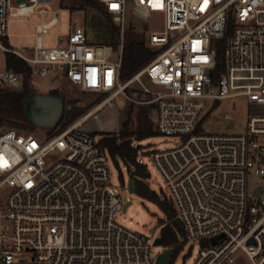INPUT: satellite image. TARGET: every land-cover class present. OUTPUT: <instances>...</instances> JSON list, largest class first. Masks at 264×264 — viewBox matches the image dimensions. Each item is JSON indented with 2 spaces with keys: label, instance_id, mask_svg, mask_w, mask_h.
Here are the masks:
<instances>
[{
  "label": "built area",
  "instance_id": "1",
  "mask_svg": "<svg viewBox=\"0 0 264 264\" xmlns=\"http://www.w3.org/2000/svg\"><path fill=\"white\" fill-rule=\"evenodd\" d=\"M46 1L0 0V90L20 91L34 77L62 76L107 97L51 134L17 128L0 133V264H157L155 241L169 221L146 235L116 219L128 182L113 183L108 152L83 126L121 94L153 105L157 131L177 142L155 150L153 159L184 226V246L200 245L193 264H238L244 258L264 264V0H99L120 27L118 49L88 43L85 27L77 24L64 45L46 46L43 38L59 23L58 12L36 25L33 46L6 43L9 16L46 17L49 10L39 5ZM130 5L141 20L161 13L164 28L148 35L155 50L151 61L123 79ZM218 41L225 70L215 82ZM6 53L24 60L28 73L7 67ZM145 75L155 88L142 81ZM135 82L150 98L131 95ZM237 95L261 108L250 115L245 133L198 129L209 100ZM252 174L261 180L249 190Z\"/></svg>",
  "mask_w": 264,
  "mask_h": 264
},
{
  "label": "rangeland",
  "instance_id": "2",
  "mask_svg": "<svg viewBox=\"0 0 264 264\" xmlns=\"http://www.w3.org/2000/svg\"><path fill=\"white\" fill-rule=\"evenodd\" d=\"M49 10L46 17L33 14L29 16H9L8 18V37L4 38L8 44L16 48L30 47L35 43V28L38 23L50 21L55 12H58L59 23L48 29L47 34L43 38V43L48 47L64 45L66 42V35L69 33L71 26L74 24L85 27L87 34V41L90 44L104 43L106 37L105 30L101 29L109 22H114L113 19L107 17L100 11L90 8L82 7L79 3L72 0H50L43 4ZM161 13H152L148 20H141L132 12V5L129 6L127 15V22L133 23L136 26V31L140 39L148 40V35L151 31L162 30L164 28ZM118 52H114V59H117ZM3 62V53L0 50V64ZM142 81L150 88H155L148 78L143 76ZM30 87L34 92L38 93H60L65 99V110L60 124L67 120L65 119L69 109H82L83 112L75 118L69 117L71 124L81 118V116L92 108L98 102L104 100L107 95L96 91H85L80 89L77 85L70 82L62 76H50L46 78L34 77L30 83ZM140 83L135 82L131 88V95L138 99H148L150 96L143 95L140 92ZM134 107L132 112V130L137 128V109L139 107H147L149 109V117L156 128V114L154 106L151 104H137L127 101L123 94L114 99L113 104H107L99 113L98 118L90 117L83 122V126L99 137L101 132L117 133L122 126L125 119V114L130 106ZM261 108L250 103L247 96L237 95L230 98H224L216 103L212 100L208 102V109L204 114V121L201 124V130L206 133L217 134H243L247 131V124L252 113H259ZM67 124V125H68ZM9 128H17L27 132H33L38 136L51 134L54 129H43L31 126L28 122L23 120H14L11 122L0 121V133ZM176 140L172 136L160 134L149 137L142 141L135 140L133 145L139 146V154L137 161L140 164H145L149 170V177L145 179V183L150 189L156 191L161 198H166L167 192L166 183L162 178L160 170L154 163L153 152L155 150H163L175 146ZM139 159V160H138ZM109 167L112 174L113 183L115 185L127 184L128 176L131 173L127 165L118 158L117 161L110 159ZM260 178L255 175H250L248 179L249 190H251L256 183L260 182ZM125 204L122 210L116 215V219L128 228L139 231L146 235H151L157 231L158 227L165 221L171 222L167 219L164 212L158 205L149 200L140 197L137 193L130 192L124 189ZM129 197V200L127 199ZM169 200V199H168ZM161 235V231H158ZM182 239V237L180 238ZM171 248V247H167ZM200 245L195 243L193 246L187 243L179 251L175 252V257L172 264H193L197 257ZM162 245L156 246L154 251L156 253L164 251ZM28 264H33L28 261ZM238 264H250L244 258L238 261Z\"/></svg>",
  "mask_w": 264,
  "mask_h": 264
},
{
  "label": "trees",
  "instance_id": "3",
  "mask_svg": "<svg viewBox=\"0 0 264 264\" xmlns=\"http://www.w3.org/2000/svg\"><path fill=\"white\" fill-rule=\"evenodd\" d=\"M72 1L79 3L82 7L96 9L111 18V15L105 10L103 3L99 0ZM101 29L106 32L104 43L112 45L114 49H118L122 37L120 27L115 22L108 21ZM217 43L218 55L216 58V66L212 71V76L215 82H218L221 72L225 70L223 63V42L218 41ZM154 55L155 50L151 48L144 39L139 38L136 26L133 23H129L123 34L121 77L127 79L133 76L148 64ZM6 65L7 67L14 68L18 71H24L26 73L29 71L27 63L13 53H6ZM28 78L29 77L27 76V80ZM33 92L34 91L28 84H26V86L20 91L0 90V121L11 122L14 120H23L28 122L25 111V100ZM133 111L134 107L131 105L125 114L121 129L117 133L101 132L98 145L103 150L107 151L110 158L115 161H117L118 158L122 159L136 180V193L142 198L155 202L164 212L166 218L171 220V222L161 229L160 237L163 246L174 249V260L175 252L179 251L185 243L184 226L180 220L176 218V210L172 202L166 198H161L156 191L150 189L145 183V179L149 177V170L145 164L138 163L137 156L140 147L133 145L135 140L142 141L149 137L160 135V133L154 129L153 123L149 117V109L147 107H139L137 109V128L136 130H132L131 124ZM82 112V109H69L65 117V119H68L64 120L59 127L66 126L71 122L69 117L75 118ZM203 121L204 117L198 125L199 130L201 129ZM181 237L184 238L183 241H180Z\"/></svg>",
  "mask_w": 264,
  "mask_h": 264
},
{
  "label": "water",
  "instance_id": "4",
  "mask_svg": "<svg viewBox=\"0 0 264 264\" xmlns=\"http://www.w3.org/2000/svg\"><path fill=\"white\" fill-rule=\"evenodd\" d=\"M65 110V99L60 93L33 92L25 100V111L28 123L37 128L54 129L61 121ZM128 190L136 193L137 184L132 173L128 176ZM217 238L213 239L216 242ZM253 241V239L251 240ZM155 244L163 245L161 237H157ZM173 248H167L157 256V264H171L173 260Z\"/></svg>",
  "mask_w": 264,
  "mask_h": 264
},
{
  "label": "snow or ice",
  "instance_id": "5",
  "mask_svg": "<svg viewBox=\"0 0 264 264\" xmlns=\"http://www.w3.org/2000/svg\"><path fill=\"white\" fill-rule=\"evenodd\" d=\"M113 7H116L115 5H113Z\"/></svg>",
  "mask_w": 264,
  "mask_h": 264
}]
</instances>
